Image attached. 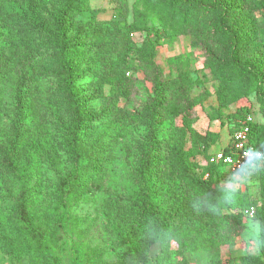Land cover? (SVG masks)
I'll return each mask as SVG.
<instances>
[{
  "label": "trees",
  "instance_id": "obj_1",
  "mask_svg": "<svg viewBox=\"0 0 264 264\" xmlns=\"http://www.w3.org/2000/svg\"><path fill=\"white\" fill-rule=\"evenodd\" d=\"M49 1L29 0L28 27L11 29L16 44L0 31V82L11 92L7 102L0 94V251L29 264H62L67 247L61 232L70 225L80 264H175L173 242L182 248L201 245L206 264H264V0H142L160 27L150 25L136 5L131 22L121 23L75 19L88 9L87 0H56L47 15L41 7ZM21 18L0 4V30ZM182 34L201 48L203 66L217 81V103L206 107V116L227 127L229 137L252 113L250 97H255L263 120L249 123L248 142L261 158L251 166L232 173L208 162L215 150L231 153L230 138L222 145L219 131L193 127L195 107L203 106L210 91L198 87L201 82L188 68L172 75L156 62L158 41ZM33 37L53 52L55 68L48 73L36 57ZM137 66L150 84L138 108L132 104L138 82L130 77ZM84 76L91 78L92 93L77 84ZM91 97L106 105L99 131L88 111ZM29 104L62 114L55 125L62 129L70 165L51 183L45 184L41 171V160L55 164L41 135L45 116L33 118L37 134ZM231 105L234 110L225 113ZM133 125L143 126L141 140L132 137ZM118 145L136 161L132 169L124 166L119 183L112 166ZM226 174L236 175L243 188L228 189L222 184ZM92 189L103 194L95 216L71 213ZM251 205L256 212L246 219L244 210ZM248 221L258 225L257 251L222 259L220 247L233 244ZM109 251L113 262L104 258ZM180 261L187 264L183 255Z\"/></svg>",
  "mask_w": 264,
  "mask_h": 264
},
{
  "label": "rangeland",
  "instance_id": "obj_2",
  "mask_svg": "<svg viewBox=\"0 0 264 264\" xmlns=\"http://www.w3.org/2000/svg\"><path fill=\"white\" fill-rule=\"evenodd\" d=\"M56 0H52L49 2H45L42 5V10L44 14H51L52 10L56 7ZM124 2V3H122ZM29 0H0V4L4 6L8 11H14L17 14H21L22 18L19 22H15L13 25L2 26V30L9 33L8 39L15 43V36L11 29L13 27H28V22L24 21V18L28 16ZM88 9L83 10L81 15L75 17V19H89L96 18L100 20L107 19H117L121 23L131 22L132 20V7L136 5L138 8L145 10L148 18V23L150 25H156L160 27V22L156 14L152 10H148L145 8L142 0H87ZM38 7V6H34ZM33 7V8H34ZM37 11L40 12V9ZM1 27V23H0ZM10 29V30H9ZM2 34V33H1ZM12 34V36H11ZM138 39H141L138 36ZM38 37L31 38V43L36 45V57H40L43 63V71L47 73L52 71L55 68V64H53L54 57L51 49L47 48L40 44L41 42L38 40ZM8 41V42H10ZM16 44V43H15ZM204 54L200 47H194L190 45V37L189 35H178L174 37L172 40L168 39H160L158 41L157 49H156V62L162 68L164 73H171L172 75L176 73L178 68H188L191 72L193 78L199 79L201 82L198 87H204L208 89L211 93L210 97L206 100V102L201 105H197L195 107L196 120L193 124V127L201 133H204L207 130L210 131H219L221 133V141L220 144H227L229 141L228 128H221L219 126V121L214 120L211 121L206 116V111L208 106H216V97H215V87L217 86V81L212 78L209 73V70L203 66ZM131 63L136 64V61L131 59ZM138 68V66H137ZM132 79H136L138 82L137 90L132 97V104L134 107L138 108L141 103H143L144 98L150 92V84L145 79V74L141 69H137V71L132 75L130 74ZM90 77L84 76L81 77L77 84L81 86L83 91L92 93L90 90ZM37 83V82H36ZM56 83V77L53 73L50 74V77H47V84L49 87H54ZM41 85V83L39 84ZM33 89V88H32ZM198 89L195 90L197 92ZM105 94L108 92V86L103 88ZM0 94L2 102H7L11 95L10 88L7 83L1 81L0 82ZM93 95V94H92ZM90 102L88 103V111L90 114L94 116V121L97 123L96 127L98 131L101 129V125L99 123V118L102 116V111L105 109L106 105L102 98L91 97ZM124 99H120L119 105H122ZM250 102L252 103V117L254 121L262 122V116L258 111V103L255 100V97L252 95L250 97ZM9 105V104H7ZM234 110V105L229 106L225 113H230ZM2 115H8L4 110L1 111ZM28 118H32L30 121L33 125V129L39 134L40 127L38 130V125L34 122V116L36 114H44L45 121H43V127L45 128L44 132L41 134L45 136L48 142V148L52 157L54 158V166L51 165L49 161L41 160L42 166V177L45 181V184L51 183L52 180L55 179L57 175H65L69 170L70 162H68L65 153V139L63 138V132L60 126L55 125V120L63 121L61 112L59 113L56 109H47L42 111V108L36 106L32 107L30 104L28 105ZM179 121V120H178ZM42 128V127H41ZM132 130V137H136L139 140L143 138V126L133 125L129 127ZM134 134V135H133ZM218 148V147H216ZM114 154L116 156L115 161L113 162V170L115 172L116 178H113L118 183L124 180V173L126 169H132L136 165V161L132 156L131 152L125 151L120 145L116 146L114 150ZM26 162L25 156L22 157V161L20 163V167L24 166ZM203 163V162H201ZM125 166V167H124ZM29 175L30 172L28 171ZM35 180V176H32V180ZM222 184H224L228 189L235 191L239 188V183L237 181L236 175L226 174L224 180H222ZM103 194L96 189H92V193L88 195L84 201L80 202L78 205L72 206L69 210L71 213L76 214L77 216L86 217L87 216H95L96 214V206L97 203L101 201ZM3 204L0 199V205ZM84 225L82 224L81 227ZM258 233V225L256 222H249L246 225V228L238 234H234V242L233 244L227 246L222 245L221 249V258L226 259L228 257H237L245 251H257V244L255 241V237ZM62 240L67 247V257L64 259L62 264H80V260L77 257V250L79 248L76 245L75 238L73 236V232L71 231L70 225H67L66 228L61 232ZM94 241V240H93ZM93 243H91L92 245ZM248 244V246H247ZM199 247V244H198ZM179 251V254H178ZM171 261L175 264H185L180 261L182 255L185 258L187 264H206L207 258L206 253L203 247L197 248H182L177 246L176 243H172L170 249ZM105 260L108 262H113L115 260V256L111 251L109 253H105ZM0 264H29L27 258L16 259L5 256L0 251ZM153 264V263H152Z\"/></svg>",
  "mask_w": 264,
  "mask_h": 264
},
{
  "label": "built area",
  "instance_id": "obj_3",
  "mask_svg": "<svg viewBox=\"0 0 264 264\" xmlns=\"http://www.w3.org/2000/svg\"><path fill=\"white\" fill-rule=\"evenodd\" d=\"M254 119L247 115L244 122L233 131L230 136L231 153H224L222 150H215L208 156L211 164H222L229 172H237L246 166H251L254 159L261 158V153L248 142L249 123ZM264 201V197H263ZM256 206H249L244 210L246 219L253 218Z\"/></svg>",
  "mask_w": 264,
  "mask_h": 264
},
{
  "label": "crops",
  "instance_id": "obj_4",
  "mask_svg": "<svg viewBox=\"0 0 264 264\" xmlns=\"http://www.w3.org/2000/svg\"><path fill=\"white\" fill-rule=\"evenodd\" d=\"M222 145H223V144H222ZM224 145H226V143H225ZM215 149H217V148H216V147H213V148H212V151L215 150ZM239 187L243 188V185H239Z\"/></svg>",
  "mask_w": 264,
  "mask_h": 264
}]
</instances>
